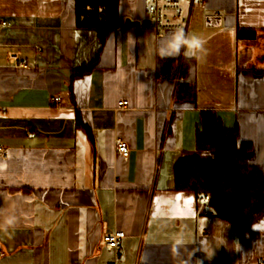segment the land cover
<instances>
[{
	"label": "crops",
	"instance_id": "1",
	"mask_svg": "<svg viewBox=\"0 0 264 264\" xmlns=\"http://www.w3.org/2000/svg\"><path fill=\"white\" fill-rule=\"evenodd\" d=\"M145 8L118 0L101 42L76 25L75 0H0V264L264 260V213L243 235L174 179L179 159L214 155L196 149L205 113L251 144L264 179V0L195 2L184 28L161 35ZM178 30L206 51L161 60L159 40ZM116 231L107 250L102 235Z\"/></svg>",
	"mask_w": 264,
	"mask_h": 264
},
{
	"label": "trees",
	"instance_id": "2",
	"mask_svg": "<svg viewBox=\"0 0 264 264\" xmlns=\"http://www.w3.org/2000/svg\"><path fill=\"white\" fill-rule=\"evenodd\" d=\"M117 1L75 0L76 25L97 29L102 42L116 26ZM184 96H191V89ZM251 148L250 143L239 141L235 129L222 127L218 118L205 113L196 130V149L212 151L213 157L179 159L174 166L175 188L198 196L210 193L215 213L243 235L264 213V179L260 169L248 162Z\"/></svg>",
	"mask_w": 264,
	"mask_h": 264
},
{
	"label": "built area",
	"instance_id": "3",
	"mask_svg": "<svg viewBox=\"0 0 264 264\" xmlns=\"http://www.w3.org/2000/svg\"><path fill=\"white\" fill-rule=\"evenodd\" d=\"M146 5V13L158 35L162 34L163 30L166 29H181L184 28L188 23V9L195 3L201 0H144ZM214 14H218L216 11ZM9 24L5 20L0 19V26ZM37 50H40L37 48ZM8 60L17 66L26 68L27 64L24 61H20L18 52H10L8 54ZM51 101L55 105L61 104V96L54 95ZM128 104L127 99H121L117 102V108ZM115 150L120 153L124 158L129 155V147L126 141L121 138L116 139ZM0 156L6 157L7 153L5 149L0 146ZM198 202L202 205H209L210 193L203 192L198 198ZM209 215H215V211L211 208L207 209ZM124 237L123 231L106 232L102 235V243L107 250L117 249L118 242ZM255 264H264L263 259H259Z\"/></svg>",
	"mask_w": 264,
	"mask_h": 264
},
{
	"label": "clouds",
	"instance_id": "4",
	"mask_svg": "<svg viewBox=\"0 0 264 264\" xmlns=\"http://www.w3.org/2000/svg\"><path fill=\"white\" fill-rule=\"evenodd\" d=\"M206 41L196 34H186L183 30L174 31L159 40L156 54L161 60L176 59L181 54L186 58L196 57L204 52ZM12 221L8 220L7 224ZM179 243V241H177ZM202 264V262H201Z\"/></svg>",
	"mask_w": 264,
	"mask_h": 264
},
{
	"label": "water",
	"instance_id": "5",
	"mask_svg": "<svg viewBox=\"0 0 264 264\" xmlns=\"http://www.w3.org/2000/svg\"><path fill=\"white\" fill-rule=\"evenodd\" d=\"M126 23H128V19H127ZM247 32H248V31H246V30H243V31H241V33H240V34H241V35H245V34H247Z\"/></svg>",
	"mask_w": 264,
	"mask_h": 264
}]
</instances>
